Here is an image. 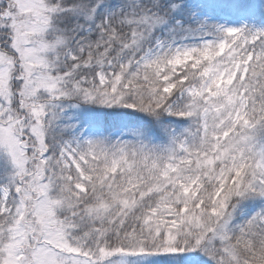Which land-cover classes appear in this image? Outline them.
<instances>
[{
    "label": "snow or ice",
    "instance_id": "6c2138e0",
    "mask_svg": "<svg viewBox=\"0 0 264 264\" xmlns=\"http://www.w3.org/2000/svg\"><path fill=\"white\" fill-rule=\"evenodd\" d=\"M0 264H264V0H0Z\"/></svg>",
    "mask_w": 264,
    "mask_h": 264
}]
</instances>
